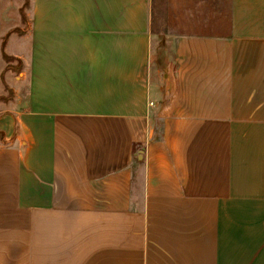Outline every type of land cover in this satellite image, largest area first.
I'll list each match as a JSON object with an SVG mask.
<instances>
[{
	"label": "crops",
	"instance_id": "0c3cea01",
	"mask_svg": "<svg viewBox=\"0 0 264 264\" xmlns=\"http://www.w3.org/2000/svg\"><path fill=\"white\" fill-rule=\"evenodd\" d=\"M30 5L0 264H264V0H174L163 79L154 0Z\"/></svg>",
	"mask_w": 264,
	"mask_h": 264
},
{
	"label": "rangeland",
	"instance_id": "374dc122",
	"mask_svg": "<svg viewBox=\"0 0 264 264\" xmlns=\"http://www.w3.org/2000/svg\"><path fill=\"white\" fill-rule=\"evenodd\" d=\"M32 0H0V15L3 17V28L0 31V109L21 108L24 105L28 85L24 83L26 62L19 58L22 55L24 35L28 28V16ZM174 0H154L152 29L155 37L156 68L163 79L166 69V40L172 27H175L176 13ZM23 19L21 28H13ZM166 50V51H165ZM15 54V55H14ZM14 55V56H13Z\"/></svg>",
	"mask_w": 264,
	"mask_h": 264
}]
</instances>
